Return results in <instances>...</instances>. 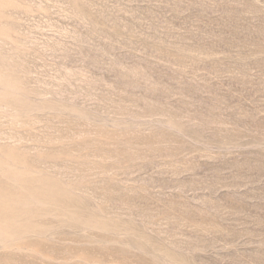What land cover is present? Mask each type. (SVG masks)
<instances>
[{"label":"rangeland","instance_id":"rangeland-1","mask_svg":"<svg viewBox=\"0 0 264 264\" xmlns=\"http://www.w3.org/2000/svg\"><path fill=\"white\" fill-rule=\"evenodd\" d=\"M0 264H264V0H0Z\"/></svg>","mask_w":264,"mask_h":264}]
</instances>
